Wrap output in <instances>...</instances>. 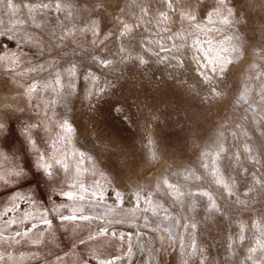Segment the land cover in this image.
I'll list each match as a JSON object with an SVG mask.
<instances>
[{"label":"rangeland","instance_id":"374dc122","mask_svg":"<svg viewBox=\"0 0 264 264\" xmlns=\"http://www.w3.org/2000/svg\"><path fill=\"white\" fill-rule=\"evenodd\" d=\"M171 2L0 0V264H264V0Z\"/></svg>","mask_w":264,"mask_h":264},{"label":"snow or ice","instance_id":"6c2138e0","mask_svg":"<svg viewBox=\"0 0 264 264\" xmlns=\"http://www.w3.org/2000/svg\"><path fill=\"white\" fill-rule=\"evenodd\" d=\"M9 2H11V0H9ZM200 2H201V0H197V4L193 5V8L198 7ZM168 6H169V8H172L171 0H168ZM224 11L227 12V15H222L219 23L223 24V25H229L231 23V19L230 18L233 15V9L226 7V0H216L215 7L211 11L208 12V15H207L206 19L208 20L209 23H214V21H212L213 13H216L217 15H220ZM161 15L164 16L165 19H167V16L165 14L161 13ZM179 15H180V18H181V22H185L186 21L189 24L190 27H194L197 30L200 29V25L198 23H195L197 21V19H198V14H197L196 11L181 10ZM124 28H125V33L130 31V29L128 28L127 25H125ZM218 30H220V29H218ZM123 34L124 33H122V35ZM188 35L192 36L193 33L189 32ZM227 40L230 42L231 41V37H228ZM199 43H200V41L197 38L194 41V44L198 46ZM209 43H210V41H209ZM161 51H166V49L161 48ZM222 51H227V49H223ZM232 51L233 52H237L238 49L233 47ZM173 58L175 59V57H173ZM206 59H207V64L205 65V67L210 68L212 73L219 72V73L222 74L225 71V68H226L227 64L232 63V61L230 59L221 58L219 56L211 57L209 55V56L206 57ZM140 62L144 63L145 61L143 59H141ZM104 63H108V62L105 61ZM180 63H182V61ZM197 71H200V69L198 68ZM205 78L206 79H210V77H205ZM34 87L35 86H33V88ZM213 92H215V89H213ZM62 127H65L67 131H71L70 126L67 125V121L64 122ZM2 131H3V125H0V132H2ZM28 134L29 133H25V135H28ZM217 147H218V150H217L216 156H217V158H219L220 154L223 153L224 149H223L222 146H217ZM213 162L215 163V161H213ZM57 163H60V162L57 161ZM41 166L44 167L46 170L51 168V165H47V164H44V165H41ZM205 167H207V166L205 165ZM17 175H19V173H17ZM49 175H51L50 172H49ZM214 182L217 183V184H222L223 183V181L220 180V179H216ZM163 183L165 185H168L169 188L172 187V185L168 184L167 180H164ZM68 195L71 196V193H69ZM199 195L208 197L209 198V209L210 210H216L217 206H216L214 200L209 195V193L202 192V193H199ZM240 203H242V202H240ZM153 214L155 215V213H153ZM62 219H64V220H73L74 221V220L77 219V217L76 216H67V217H62ZM80 219H88V217H80ZM44 223L45 224H50V221L45 220ZM189 227L195 228L196 225L195 224H191V225H189ZM17 235H19V233ZM241 239H243V236H241ZM81 243H83V241H81ZM257 244H260V241H257ZM261 246L264 247V245H261ZM190 247L193 250L192 251V255H195L196 254V250H197V245H196L195 241L192 242ZM255 251H256L255 248L250 249V252H255ZM249 259H251V256L249 257ZM102 264H104V262H102ZM107 264H111V262L109 261V262H107Z\"/></svg>","mask_w":264,"mask_h":264},{"label":"bare ground","instance_id":"6f19581e","mask_svg":"<svg viewBox=\"0 0 264 264\" xmlns=\"http://www.w3.org/2000/svg\"><path fill=\"white\" fill-rule=\"evenodd\" d=\"M184 10H185V11H190V10H188V9H184ZM42 163H43V165H44V164H47L48 162L46 163V162L43 161ZM62 163H65V162H62ZM81 166H82V165L80 164V162H76V163H75V168H81ZM83 167H84V166H83ZM73 170H74V169H73ZM72 190H74V189H72ZM72 190H71L70 192H72ZM68 192H69V191H68ZM74 200H75V199H74ZM76 200H78V199H76ZM71 202H72V201H71ZM73 203H74V201H73ZM77 205H78L79 207H82L83 203H79V202H78ZM105 262H106V261H105Z\"/></svg>","mask_w":264,"mask_h":264}]
</instances>
